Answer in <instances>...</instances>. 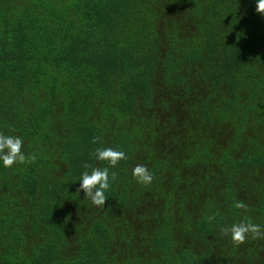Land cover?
Masks as SVG:
<instances>
[{
  "label": "trees",
  "instance_id": "16d2710c",
  "mask_svg": "<svg viewBox=\"0 0 264 264\" xmlns=\"http://www.w3.org/2000/svg\"><path fill=\"white\" fill-rule=\"evenodd\" d=\"M0 132L35 156L0 167V264H264L220 232H264L255 0H0ZM99 147L126 154L103 207Z\"/></svg>",
  "mask_w": 264,
  "mask_h": 264
},
{
  "label": "clouds",
  "instance_id": "9594fccd",
  "mask_svg": "<svg viewBox=\"0 0 264 264\" xmlns=\"http://www.w3.org/2000/svg\"><path fill=\"white\" fill-rule=\"evenodd\" d=\"M255 11L264 15V0H255ZM97 138L93 137L92 143H96ZM23 139L18 135H5L0 132V167L5 169L14 164L31 163L35 156H27L22 151ZM94 157L99 162H105V167H92L85 170L79 177V189L83 191L84 199L88 200L92 206L103 207L108 197L105 193L110 187L111 181L116 179V173L109 172V168H114L120 161L126 159V154L122 150L99 147L94 151ZM88 169V166H85ZM133 179L142 186L150 185L153 181V173L143 165L137 164L132 169ZM236 209H243L246 205L237 201L233 205ZM222 235L227 236L234 244H242L246 237L253 239L264 237L259 225L250 221L241 220L239 223H233L228 227H221Z\"/></svg>",
  "mask_w": 264,
  "mask_h": 264
}]
</instances>
